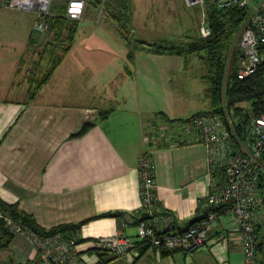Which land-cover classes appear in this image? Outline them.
Instances as JSON below:
<instances>
[{"label":"crops","instance_id":"crops-1","mask_svg":"<svg viewBox=\"0 0 264 264\" xmlns=\"http://www.w3.org/2000/svg\"><path fill=\"white\" fill-rule=\"evenodd\" d=\"M155 3L158 17L151 14ZM179 3L192 8L185 0ZM179 3L106 0L108 10L104 11L85 5L82 16L75 19L70 50L41 88L39 69L44 65L36 66L31 49L55 35H35L31 11L0 7V198L17 204L46 230L89 220L76 237L85 240L80 244L81 255L90 264H247L242 235L229 213L219 215L208 231L206 245L190 254L182 250L169 253L138 235L136 222L146 218L138 170L139 155L145 149L152 151L155 163L154 210L159 226L163 228L170 216L174 230L180 231L209 213L212 175L206 147L176 139L147 141L160 128L171 129L176 121L192 117H165L166 112L181 114L173 106L196 104L198 99L202 105H210L206 97L210 83L199 85L198 96L189 92L186 83L190 79L206 82L202 62L199 60V73L184 66L181 82L180 57L187 66L193 63L196 67V55L139 49L130 57L127 42L111 16L123 12L134 38L140 41L180 45L199 36L200 24L196 31L195 24L181 13ZM16 12H30V19L22 18V26L31 21V36H24L25 50L19 49V17L9 23V35L1 34L6 30L4 17ZM83 41L88 44L84 49L79 44ZM74 53L79 61L65 67ZM26 56L30 65L20 66V59ZM90 57L95 59L89 61ZM153 58L161 59L160 66L166 62V68L150 67L147 62ZM143 89L148 92L141 93ZM106 111L108 116L103 117ZM91 121L95 125L90 130L76 135ZM111 212L124 215L99 217ZM255 219L258 237L264 239V184L259 189ZM116 233L134 242L128 255L91 249L94 239ZM0 264H36L31 240L14 236L9 247L0 252Z\"/></svg>","mask_w":264,"mask_h":264},{"label":"built area","instance_id":"built-area-1","mask_svg":"<svg viewBox=\"0 0 264 264\" xmlns=\"http://www.w3.org/2000/svg\"><path fill=\"white\" fill-rule=\"evenodd\" d=\"M207 0H185L189 7L204 6ZM220 7L237 5L250 6L249 16L242 26L236 45L242 50L238 76L244 78L257 71L264 62V0H214ZM56 2L66 4V16L79 19L84 13L86 0H0V7H12L35 14L33 33L54 35L49 18L53 16ZM103 11V7H101ZM119 26V23H117ZM200 33L207 37L211 28L207 21L200 26ZM245 138H240L232 119L226 113L223 117L211 112H199L194 116L175 122L171 129L160 128L147 137L150 143L173 141L178 143H199L208 152L209 172L212 175L208 194V207L229 213L236 230L243 238L242 248L247 264H255V211L259 203V179L263 173L261 158L264 155V113L253 118L245 129ZM138 170L142 206L146 218L137 225L138 235L147 244L169 253L182 250L186 254L203 248L213 222L219 211L209 215L186 229L175 231L173 217H167L165 225L158 224L154 206L157 201L155 163L150 149L139 155ZM3 230L14 236L29 238L36 251V264H90L81 255L80 244L75 238L61 234L41 236L15 218L6 215L0 208V238ZM135 247L134 242L121 233L100 236L91 242V249L110 251L116 256L128 255Z\"/></svg>","mask_w":264,"mask_h":264},{"label":"trees","instance_id":"trees-1","mask_svg":"<svg viewBox=\"0 0 264 264\" xmlns=\"http://www.w3.org/2000/svg\"><path fill=\"white\" fill-rule=\"evenodd\" d=\"M259 1V0H254ZM56 2V8L53 5V16L49 18L51 27L54 30V42L57 45H64V53L60 54L52 50V56L55 58L52 67L49 71L42 75V80L38 86L41 88L53 75L56 68L63 61V58L68 52L74 41V32L76 20L66 16V5L60 6ZM94 5L101 9H106V0H86V5ZM206 21L209 23L211 33L204 37L200 32L199 36L183 45L167 46L162 43H147L134 38L132 29L125 20V14L118 12L114 16V20L119 23L118 30L121 32L124 40L130 49V57H134V53L139 49H146L157 53H178L196 55L197 60L202 62V76L209 83L210 86L206 90V97H208L211 109L202 112H211L223 117L226 120V113L232 119L237 135L240 138H245V129L248 123L255 117L264 113V62L259 66L256 72L240 78L238 76L240 70L239 59L242 50L236 45V38L249 16L250 6L239 7L232 5L228 7L218 6L214 0H207ZM126 7L121 6V8ZM201 26V25H200ZM200 29V28H199ZM53 42V41H52ZM49 42L45 46V53H48L49 45L54 42ZM61 48V47H60ZM49 55V54H48ZM51 56V54L49 55ZM109 111L103 112V117L108 116ZM95 125V122L85 123L76 135H82L90 130ZM263 170L259 179V189L264 184V155L261 158ZM258 189V190H259ZM0 208L6 214L41 236H51L61 234L67 238H75L78 244L85 240H78L76 237L82 227L89 222H81L79 224H66L56 228L46 230L41 228L34 218L19 209L17 204H9L0 198ZM221 210L209 208L208 212ZM208 214L205 215L207 217ZM121 212H111L99 216L100 218H116L123 216ZM204 217V218H205ZM145 219V218H144ZM203 219V218H202ZM142 220V219H141ZM201 220V219H200ZM140 221V220H139ZM137 221L136 223H138ZM199 220L190 224L193 225ZM255 232L256 238L254 242L255 249V264H264V239L259 238ZM14 235L3 230L0 238V252L9 247Z\"/></svg>","mask_w":264,"mask_h":264},{"label":"rangeland","instance_id":"rangeland-1","mask_svg":"<svg viewBox=\"0 0 264 264\" xmlns=\"http://www.w3.org/2000/svg\"><path fill=\"white\" fill-rule=\"evenodd\" d=\"M173 1H176L178 3L181 2V0H173ZM156 6H157V4L155 3L154 8L151 9V14L152 13H154V15L157 14L158 10H157ZM178 6L181 9V13H184L187 16V20L190 22V24H191V22L193 24H195V30H196V28L198 29L199 24L201 25L202 22L204 21V19L207 20L206 19V17H207L206 16L207 4H205L204 6H200L201 9L198 6L197 7H192V8H184L183 6L181 7L180 3L178 4ZM21 11H23V10H21ZM28 13H30V12H16V13H12V14H9L8 16H5L4 17V21H5L4 26L6 27V30L1 33L4 36L9 35L11 33L10 30L12 29V26L9 27V23L11 21L12 22L13 21H16L17 22L16 19L18 17L20 18V23H21V27H22L20 29V33H19V36L21 37V42H22L19 45L20 46L19 47L20 50H23V49L25 50V47L23 45L24 42H25V37L24 36L27 35V36L30 37L31 36V33H32L31 32V26H30L31 21L29 23V26H28V23L25 26H22V23H24L23 20H22V18H24V16H26L27 18L29 17V19H30V16L28 15ZM32 15H33V19H34L35 14L33 13ZM156 16L158 17V15H156ZM162 16H164V18H167V16H165V15H162ZM178 16H179V14H178ZM192 16H193V18H192ZM159 17H161V16H159ZM177 21H179V18H177ZM181 24H184V20L181 22ZM115 26L118 28V25H117V22L116 21H115ZM52 41L54 42L53 38H49V39L48 38H44V40H41L39 42V44L36 43L37 45L34 46V48L31 49V51L33 50L35 52V55H34V59L33 60L36 63V66L44 65V67L42 66L39 69V71L42 73V75L43 74H46L48 72V70L52 67V64L54 62V59L55 58L52 56V50L55 51V52H57V53H60V54H62V53L65 52L63 50L64 45L61 44V45L58 46L57 43L54 42V44H50L49 45V50L50 51L48 53H45V49H46L45 46H46V44L49 43V42H52ZM79 44H80V48H82V49H84V46H87L88 45L86 41L85 42L83 41V42H81ZM183 44L184 43H181V45H183ZM163 45H165V44H163ZM166 45H169V44H166ZM6 48H8V47H6ZM77 49H79V46H78ZM40 53H42L43 56L46 57V58H43ZM48 54L49 55L51 54V56H49ZM40 57H42V58H40ZM180 58H182V60H181L182 62L180 64L181 75H179V74L178 75L181 78V82L183 81V75H184L183 73L184 72H183L182 68L184 66L188 68L187 70L194 71V72H198V73L200 72L199 69L201 67L200 66L201 64H199V60L196 61L197 63H196V67H195V65H193V63L190 64L189 66H187V63H186L184 57H180ZM94 59L95 58L90 57L88 60L89 61H92ZM153 59L150 60L151 62L150 61L147 62L150 65V67H158V68L159 67H163V68H166V67H164L167 64L166 62H164L160 66L161 59H156V58H153ZM164 59H166V58H164ZM187 59H188V62H190L191 55L190 56L188 55L187 56ZM29 60L30 59L27 56L24 57V58H21L20 59V66L28 67L30 65V64H28L29 63ZM78 61H79V59H77V56L74 53L73 55H71V58H69V59L66 60L65 67L70 66L71 64L75 65V62H78ZM38 63H40V64H38ZM131 66H132V64H131ZM41 69H42V71H41ZM186 79H189V78H186ZM190 80L191 81H188L186 83H187V86L190 88L189 92L192 93L193 95H197L199 93L198 92L199 89L197 90V88L200 87L199 85H201V86H207V85H209V82L207 80H206V82L205 81H202L201 83L194 82V79H190ZM140 92L143 93V94H145V92H148V91H146V90L143 89ZM179 93L181 94V91H179ZM196 101H197V102H195L196 104L188 103L187 105H181L179 107H176V106L174 107L173 106L172 108H174V109L177 108L176 110L179 109V112L181 110V114L180 115L170 114L172 112H168V113L166 112L164 114V116L165 117H168L169 116L168 118H173L174 116H180V118H186V117L193 116L194 113L196 114V112H200V111H203V110H210L211 109V106L210 105H202V101H200L199 99L196 100Z\"/></svg>","mask_w":264,"mask_h":264}]
</instances>
